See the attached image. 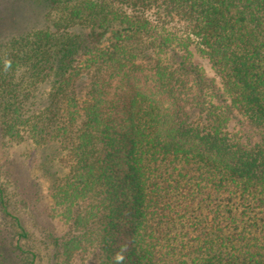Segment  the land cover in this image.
<instances>
[{
  "label": "trees",
  "instance_id": "trees-1",
  "mask_svg": "<svg viewBox=\"0 0 264 264\" xmlns=\"http://www.w3.org/2000/svg\"><path fill=\"white\" fill-rule=\"evenodd\" d=\"M48 3L0 44V131L55 148L65 236L103 264H264V161L231 124L264 141V0ZM7 205L0 259L37 264Z\"/></svg>",
  "mask_w": 264,
  "mask_h": 264
},
{
  "label": "rangeland",
  "instance_id": "rangeland-1",
  "mask_svg": "<svg viewBox=\"0 0 264 264\" xmlns=\"http://www.w3.org/2000/svg\"><path fill=\"white\" fill-rule=\"evenodd\" d=\"M49 6L48 0H0V44L27 28L44 26ZM200 65L201 74L211 78L205 62L200 61ZM206 87L210 93L211 85L206 83ZM231 124L250 152L262 156L264 161L262 134L242 126L236 119ZM25 144L5 138L0 131V188L9 212L20 219L25 229L26 236L20 241L24 255L33 252L37 264H103L92 258L88 245L78 247L65 236L67 216L55 204L52 189L67 170L60 165L55 148L45 145L34 149ZM8 220L0 212V227L5 233L14 231ZM11 263L10 257L0 259V264Z\"/></svg>",
  "mask_w": 264,
  "mask_h": 264
}]
</instances>
